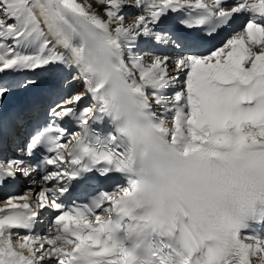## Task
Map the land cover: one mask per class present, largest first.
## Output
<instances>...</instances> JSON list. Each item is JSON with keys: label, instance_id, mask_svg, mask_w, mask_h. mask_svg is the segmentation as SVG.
Instances as JSON below:
<instances>
[{"label": "snow or ice", "instance_id": "1", "mask_svg": "<svg viewBox=\"0 0 264 264\" xmlns=\"http://www.w3.org/2000/svg\"><path fill=\"white\" fill-rule=\"evenodd\" d=\"M95 2L106 19L89 0H0V150L17 152L0 158V189L27 185L0 201V264H264V204L226 200L245 169L264 166V0ZM125 7L142 11L126 22ZM101 33L167 125L171 211L155 207L158 181L129 168L82 54ZM104 123L107 135L94 128Z\"/></svg>", "mask_w": 264, "mask_h": 264}, {"label": "clouds", "instance_id": "2", "mask_svg": "<svg viewBox=\"0 0 264 264\" xmlns=\"http://www.w3.org/2000/svg\"><path fill=\"white\" fill-rule=\"evenodd\" d=\"M83 48L82 54L92 62L94 78L101 84L105 111L110 113L113 127L126 142L129 168L142 178L158 181L162 193L155 205L158 210L175 209L177 202L168 193V186L178 183V179L161 144L167 125L147 112L145 98L127 84L102 33ZM233 198L254 201L256 207L264 204V166L245 169L241 177L230 184L226 200L230 204Z\"/></svg>", "mask_w": 264, "mask_h": 264}, {"label": "bare ground", "instance_id": "3", "mask_svg": "<svg viewBox=\"0 0 264 264\" xmlns=\"http://www.w3.org/2000/svg\"><path fill=\"white\" fill-rule=\"evenodd\" d=\"M78 2H81V3H83L84 2V0H78ZM89 2L90 3H92L93 4V7L95 8V9H97L98 10V15H100L102 18H105L106 19V14L103 12V11H99V9H101V5H99V4H97L96 2H95V0H89ZM138 11H142V9H135V8H128V7H125L124 9H123V14H125V16H126V22H129V20H130V18L131 17H134L135 16V14L138 12ZM141 51H144L143 49H140ZM37 97H39L40 99H44L41 95L40 96H37ZM20 103V102H19Z\"/></svg>", "mask_w": 264, "mask_h": 264}]
</instances>
